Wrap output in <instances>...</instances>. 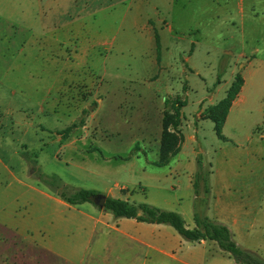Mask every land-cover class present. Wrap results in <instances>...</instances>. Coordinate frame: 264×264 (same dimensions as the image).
Returning <instances> with one entry per match:
<instances>
[{
    "label": "rangeland",
    "instance_id": "obj_1",
    "mask_svg": "<svg viewBox=\"0 0 264 264\" xmlns=\"http://www.w3.org/2000/svg\"><path fill=\"white\" fill-rule=\"evenodd\" d=\"M68 1L60 7L68 8ZM105 2L78 0L70 12L86 4L98 9ZM30 6L24 0H0V264H72V259L77 262L98 248L97 237L110 233L103 227L91 239L93 224L84 213H92L88 205H95L63 201L45 180L53 175L60 177L69 191L87 188L119 192L115 185H123L130 190L131 202L177 211L188 219L194 208V191L188 184L178 183L179 172H174L172 164H158L160 146L151 135L160 126L159 107L164 99L185 102L180 111L181 148L184 118L192 126V121H198L197 102L203 99L207 105L212 93L217 102L229 88L234 72L241 73L249 60L251 68L264 65V23L260 18L252 19L256 21L255 34L250 33V18L245 33L240 27L206 33L204 28L197 30L201 19L194 14L176 17L174 25L180 39L171 45V65H154L139 45L102 47L97 51L102 56L80 67L92 81L81 84L63 80L69 71L63 70L62 57L68 60L74 45L57 50L51 42L55 35L37 27L25 28L29 22H36L25 17ZM10 13L14 18H8ZM93 20L100 26L108 21L100 16ZM120 21L119 17L112 18L117 25ZM252 48L258 49L256 55ZM243 51L247 56L240 58ZM189 56L188 63L185 57ZM260 75L256 83L262 90L264 77ZM63 84L67 94H77L80 88L79 98H61L59 108L53 110L60 94L58 86ZM100 97L104 109L98 111ZM43 105L50 107L44 113ZM208 110L202 112V118ZM260 122L256 113L243 117L241 136L250 125ZM206 123L207 139L198 135L199 142L206 146L209 141L215 146L212 121ZM144 124L149 125L151 135L142 133ZM69 127L70 132H65ZM167 227L179 239V251L194 256L205 251L209 253L205 264H240L217 242L201 245ZM159 264L180 263L161 256Z\"/></svg>",
    "mask_w": 264,
    "mask_h": 264
},
{
    "label": "crops",
    "instance_id": "obj_2",
    "mask_svg": "<svg viewBox=\"0 0 264 264\" xmlns=\"http://www.w3.org/2000/svg\"><path fill=\"white\" fill-rule=\"evenodd\" d=\"M11 1L20 2V0ZM24 1L31 4V8L25 12V17L36 20L34 23L29 22L25 28L37 27L44 33L55 35L51 42L55 44L57 50L63 49L68 44L74 45L68 60L65 56L62 57L63 70L69 71L63 80H74L82 82L81 84H89L91 79L80 72V67L92 64L94 60L102 56V53L97 52L102 47L112 49L115 45L120 48L130 47V44L139 45L154 65L158 63L171 65V45L180 39L174 25L176 17L180 19L194 14L201 19L197 30L201 31L200 28H204L206 33H215L217 29L219 32L224 27L235 29L240 27L238 29L245 33L248 30L245 26L246 20L250 18V33L255 34L257 33L256 21L252 19L260 18L261 24L264 23V0H105V4L98 9H90L86 4L83 8L74 10L75 12L70 10L73 6L74 8L77 6L78 0H69L68 8L60 7L65 0ZM13 16L10 13L8 18L12 19ZM99 16L108 21L100 26L98 21L93 20ZM114 17L121 19L120 25L112 22ZM177 22L180 24L179 21ZM257 51L258 49L254 48L253 55H256ZM229 53L234 56V51ZM246 56L244 51L239 55L240 58ZM185 61L189 63L190 56L185 57ZM251 66L253 65L249 60L248 65L241 71L244 85L233 101L223 126V134L226 138L219 137L214 122L209 118H202L201 114L206 108L217 104L226 96L237 74L235 72L225 95L221 96L217 102L214 100L215 93L210 95L211 101L207 105H204L203 99L197 102L199 109L196 113L199 118L197 122L192 121L193 126L184 118L182 125L184 140L180 151L168 164H172L175 173L179 172L177 173L180 176L178 183H186L194 191L193 177L197 170V155H204L212 168V191L207 214L227 224L240 246L264 257V98H262L264 96H260L264 92V86L261 90L256 83L258 75L262 74L260 76L264 77V65L259 68H251ZM158 79L160 77L156 80ZM256 85L257 89L254 90ZM58 92L60 94L56 96L53 110L59 108L61 98H79L80 88L77 94H67L63 84L58 86ZM121 107L123 103H120ZM47 108L49 110L50 107L43 105L42 112L44 113ZM97 108L98 111L104 109L102 97L98 99ZM165 109L166 99L159 107L161 127L158 125L153 135L147 132L148 124L142 125V129L144 128L142 133L155 136L159 146ZM140 113V115L144 114L143 111ZM254 113L260 115L261 122L257 126L250 125L247 133L241 136L243 117ZM206 120L212 121L215 146L209 141L206 146L199 142L198 135L207 139L204 133ZM115 187L119 189V192L110 189L103 193L131 201L128 187L119 184ZM94 205L95 207L88 205L93 214L84 213V216L93 224L90 232L91 239L96 237L98 229L103 231V227H108L110 233L104 238L97 237L98 248L87 252L88 256L82 257L77 262L72 259V264H159L161 256L171 258L180 264H205L209 260V253L205 251L195 256L179 251V239L172 229L167 227L169 224L116 217L112 212ZM96 208L98 211H95ZM185 220L189 227H196L194 208ZM212 241L202 240L195 243L207 245ZM1 253L0 251V256Z\"/></svg>",
    "mask_w": 264,
    "mask_h": 264
},
{
    "label": "trees",
    "instance_id": "obj_3",
    "mask_svg": "<svg viewBox=\"0 0 264 264\" xmlns=\"http://www.w3.org/2000/svg\"><path fill=\"white\" fill-rule=\"evenodd\" d=\"M244 85L242 73H237L226 96L217 104L206 108L208 110L206 118L211 119L215 124V130L219 137L226 138L223 134V126L226 122L229 110L233 101L240 93ZM185 102L180 98L171 101L166 100V109L162 119V135L159 148L158 164L167 165L171 158L180 151L181 137V109ZM70 132V127L65 130ZM36 162V161H34ZM211 164L204 159L202 154L197 155V170L193 177L195 192L194 201V220L196 227L191 228L186 224L183 215L177 211L167 210L149 203H136L122 198H116L107 195L104 209L110 211L116 217L134 218L138 221L169 224L184 239L192 242H201L202 240H213L219 247L227 252L237 263L240 264H264V258L256 252L243 248L235 240L231 228L218 220L211 218L208 214V208L211 198ZM45 179L44 175H41ZM55 189L59 197L71 204L77 205L85 202H92L91 197L101 193L95 189L77 188L66 190L62 179L53 175L51 179H45ZM97 206V205H96Z\"/></svg>",
    "mask_w": 264,
    "mask_h": 264
},
{
    "label": "water",
    "instance_id": "obj_4",
    "mask_svg": "<svg viewBox=\"0 0 264 264\" xmlns=\"http://www.w3.org/2000/svg\"><path fill=\"white\" fill-rule=\"evenodd\" d=\"M107 195L104 193L95 194L91 197V200L100 208L105 207Z\"/></svg>",
    "mask_w": 264,
    "mask_h": 264
}]
</instances>
